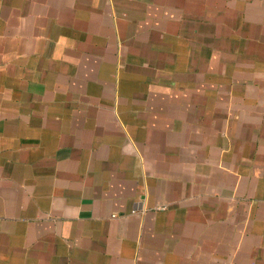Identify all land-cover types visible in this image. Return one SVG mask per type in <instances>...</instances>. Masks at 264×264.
I'll list each match as a JSON object with an SVG mask.
<instances>
[{"label": "crops", "instance_id": "crops-1", "mask_svg": "<svg viewBox=\"0 0 264 264\" xmlns=\"http://www.w3.org/2000/svg\"><path fill=\"white\" fill-rule=\"evenodd\" d=\"M0 264H264V0H0Z\"/></svg>", "mask_w": 264, "mask_h": 264}]
</instances>
